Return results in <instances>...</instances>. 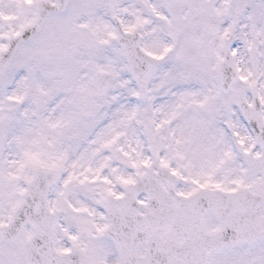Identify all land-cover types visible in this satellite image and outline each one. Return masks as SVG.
Returning a JSON list of instances; mask_svg holds the SVG:
<instances>
[{
  "label": "snow or ice",
  "instance_id": "1",
  "mask_svg": "<svg viewBox=\"0 0 264 264\" xmlns=\"http://www.w3.org/2000/svg\"><path fill=\"white\" fill-rule=\"evenodd\" d=\"M0 264H264V0H0Z\"/></svg>",
  "mask_w": 264,
  "mask_h": 264
}]
</instances>
